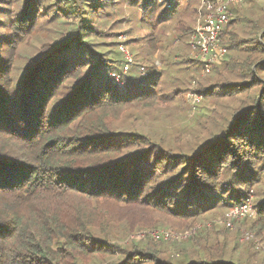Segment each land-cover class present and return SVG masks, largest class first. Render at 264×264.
I'll use <instances>...</instances> for the list:
<instances>
[{"label":"trees","instance_id":"16d2710c","mask_svg":"<svg viewBox=\"0 0 264 264\" xmlns=\"http://www.w3.org/2000/svg\"><path fill=\"white\" fill-rule=\"evenodd\" d=\"M198 5L0 0V264H264V10L227 6L224 58L203 81L189 46ZM192 81L202 106L231 105L202 108L204 138L178 136L174 152L141 124L175 115ZM247 202L235 232L197 229ZM160 227L192 234L123 242Z\"/></svg>","mask_w":264,"mask_h":264},{"label":"rangeland","instance_id":"374dc122","mask_svg":"<svg viewBox=\"0 0 264 264\" xmlns=\"http://www.w3.org/2000/svg\"><path fill=\"white\" fill-rule=\"evenodd\" d=\"M196 1L198 5V12L201 6V1L200 0H194ZM252 3H247L245 4L243 2V0H241V2L239 4H235V6H238L239 11L241 12V14L243 15V17H247V18H253V17H257L262 10H264V0H251ZM232 5V4H230ZM228 5V6H230ZM188 9H190L188 7ZM198 12L196 15V18L194 20H192L193 23V28L195 27V24L197 22L198 19ZM135 20H138L137 17H135ZM108 26V25H107ZM134 29L136 30L135 33H138L139 35L141 34H146L147 30L145 27H141L138 23L134 24ZM108 28V27H107ZM143 29L142 32H139L140 29ZM238 31L240 32V28H238ZM241 34H243L241 32ZM43 41V40H42ZM41 41V42H42ZM116 41L118 42V48L120 46H123L126 48V50L128 51L129 55L132 58L133 61V55H132V45H127V41L128 38L123 34H119L116 38ZM38 43L37 41H34L33 44ZM220 47V46H219ZM222 48V47H220ZM25 53V56L29 57L30 55H32L31 53L34 52L32 51V48H29L25 50H23ZM191 53V51H190ZM193 59H195L196 61H198V59L195 57L194 54L191 55ZM224 58V56L222 57V59ZM221 59V60H222ZM226 59V57H225ZM221 60L218 61L217 63H215L214 65H219L221 64ZM199 62V61H198ZM134 64V63H133ZM130 67L133 68V65ZM197 67V66H196ZM199 73V71H198ZM197 73V75H198ZM201 75V76H200ZM215 76L214 72H210L209 74H199V79L200 80H206V79H212V77ZM228 77V76H227ZM201 82V81H199ZM196 83L192 81V83H190L187 92L184 95V106H181V108H179L180 106L176 103V102H170V106L167 110V113H174L175 115H169L167 116V118L162 115L159 118H154L152 119L151 122H143V124H141L142 126L144 125L146 128L145 130H148V133L158 142L161 143V145L163 144L165 147H170L174 152H177L179 150V148H177V146L175 145V141L177 139V137L179 136L180 139L179 141L181 145H183V147L186 146V142H191V141H195V139H202L204 138L203 136V132L201 131L200 133L199 130H196V126L198 125V122H204L205 119L202 117H200L199 113L200 111L203 109V112L206 108V106L208 107V111L210 109L215 108L216 111L218 113H223L224 112V108L225 106H230L231 102L228 100H223L220 99L221 97L217 98L216 102L214 105H207L205 104L202 106L203 100H201V102L199 104H193L192 100L188 97V94L191 90H195L196 88ZM195 88V89H194ZM186 106L189 107L190 109V113L189 114H185V111L183 109L186 108ZM202 106V107H201ZM210 111L207 112V115H211ZM223 111V112H222ZM206 112V110H205ZM215 112V113H217ZM216 114H213L212 116H214ZM197 118L200 117L199 121L197 122ZM210 124V122H208ZM207 125V124H206ZM144 128L142 127V130H144ZM198 133V134H196ZM205 135V134H204ZM189 148V147H188ZM252 207L251 202L249 203ZM253 214V211H252ZM227 215L228 213L221 218L220 216H216L215 218H212L204 223H202L201 225H198L197 229H201V228H216L218 229H223L226 228L228 229L230 232H235L237 229V224H239V222H241L243 219L239 220V221H235L233 223L232 228L231 227H227ZM248 217V216H246ZM245 217V218H246ZM165 234H168L167 238H163ZM192 233L190 231H185V232H180V231H174V230H170V229H166V228H158V229H148V230H144V231H134L131 234H129L127 237L124 238V244H128L131 243L132 241H141V240H146L149 239L150 241H157V242H162V243H167V244H174V243H180L182 241H184L185 239H187ZM241 237H240V242L244 243L247 240H249L251 238V236L249 234H247L245 231H241L240 232ZM157 235H160L159 237H157ZM171 249V248H170ZM169 249V250H170Z\"/></svg>","mask_w":264,"mask_h":264},{"label":"built area","instance_id":"2783aa9c","mask_svg":"<svg viewBox=\"0 0 264 264\" xmlns=\"http://www.w3.org/2000/svg\"><path fill=\"white\" fill-rule=\"evenodd\" d=\"M200 1L201 6L198 12V19L193 28L189 46L192 54L195 55L200 63L202 74H209L212 66L220 61L225 54L224 49L219 47L217 40L221 30L229 20L227 6L239 4L241 0ZM119 50L124 59L122 73L125 74L132 66L133 61L125 47L120 46ZM141 75L144 76L145 74L142 72ZM110 76L119 83L120 78L118 74H110ZM188 97L192 100L193 104H199L202 100L200 95L192 91L189 92ZM250 215H252L251 205L248 202L244 203L228 213L226 226L232 228L235 221H239ZM159 236L157 235V237ZM167 237L168 234H165L163 238Z\"/></svg>","mask_w":264,"mask_h":264}]
</instances>
